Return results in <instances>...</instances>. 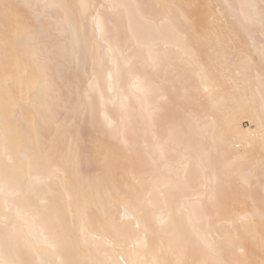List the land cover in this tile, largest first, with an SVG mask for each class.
Segmentation results:
<instances>
[{
  "label": "bare ground",
  "instance_id": "obj_1",
  "mask_svg": "<svg viewBox=\"0 0 264 264\" xmlns=\"http://www.w3.org/2000/svg\"><path fill=\"white\" fill-rule=\"evenodd\" d=\"M0 264H264V0H0Z\"/></svg>",
  "mask_w": 264,
  "mask_h": 264
},
{
  "label": "rangeland",
  "instance_id": "obj_2",
  "mask_svg": "<svg viewBox=\"0 0 264 264\" xmlns=\"http://www.w3.org/2000/svg\"><path fill=\"white\" fill-rule=\"evenodd\" d=\"M237 46H240V45H237ZM243 126H244L245 129L251 127V125H250L249 122H244V123H243ZM240 146H241V145H240Z\"/></svg>",
  "mask_w": 264,
  "mask_h": 264
}]
</instances>
